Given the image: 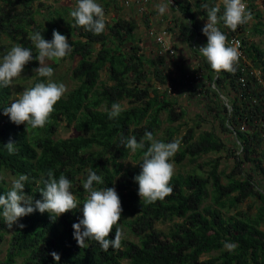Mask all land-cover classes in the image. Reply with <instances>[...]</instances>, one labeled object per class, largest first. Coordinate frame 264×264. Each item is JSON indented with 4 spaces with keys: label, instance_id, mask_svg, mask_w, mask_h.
Masks as SVG:
<instances>
[{
    "label": "trees",
    "instance_id": "obj_1",
    "mask_svg": "<svg viewBox=\"0 0 264 264\" xmlns=\"http://www.w3.org/2000/svg\"><path fill=\"white\" fill-rule=\"evenodd\" d=\"M33 1L2 0L0 40L7 39L10 44L18 43L35 52L29 33L42 30L41 35L50 40L56 29L72 44L68 56L78 61L72 70L78 84L55 103L46 125L36 129L25 128L23 122L16 125L2 113L12 97V85L0 88V173L5 174L0 180V192L9 187L8 172L14 177L26 173L29 181L24 191L38 199L37 189L43 185L37 181L42 173L51 170L54 176L63 173L71 180L74 194L82 202V181L91 168L103 178L100 187H114L120 198L122 212L117 224L121 229L129 228L138 239L122 238L118 249L109 246L107 251L94 240L81 247L73 238L72 224L82 216V205L55 219L46 211H33L19 217L11 228L0 220V264H264V101H253L254 95L264 91V84L250 73L260 68L264 74V50L243 35L249 21L236 30L222 22L218 27L226 37L242 38L252 66L238 61L234 72L217 73L198 50L207 41L201 32L207 18L201 7L205 0H173L180 12V33L206 70L202 97L209 100L205 104L207 111L214 112L222 129L234 137L232 150L214 130L197 134L189 128L181 138L176 137L180 130L177 123L187 111L167 88H162L168 83L162 68L166 56L145 52L134 17L115 16L105 23L102 33L93 34L75 26L73 18L63 10L42 14V10L34 8ZM104 1L110 4V0ZM111 1L119 7L118 0ZM247 1L252 13L256 0ZM263 15L264 5L251 17L261 19ZM262 24L260 21L256 25L257 33L264 32ZM37 62L33 59L28 63ZM103 73L106 80L101 78ZM153 75L158 86L152 83ZM243 75L247 78L245 85L240 80ZM123 100L130 105L123 106L119 116L110 120L106 109L112 102L122 104ZM62 124L73 126L78 133L56 137ZM243 125L247 128L242 129ZM145 130L157 139L178 141L172 161L181 164L188 159L193 164L189 170L174 171L169 181L172 191L163 200L150 204L140 200L137 183L132 179L140 171V154H132L134 164H125L131 153L120 143L121 136L139 140ZM9 140L16 142L17 149L11 155L3 148ZM224 150L234 159L232 170L220 169L217 157L206 160L209 169L202 170L199 158ZM247 201L246 208H242ZM160 221H171V228H158L156 223ZM9 229L13 232L6 241ZM114 229L115 225L109 238ZM225 241L235 242L237 247L229 252L223 247ZM52 251L59 254L58 261L53 260Z\"/></svg>",
    "mask_w": 264,
    "mask_h": 264
},
{
    "label": "clouds",
    "instance_id": "obj_2",
    "mask_svg": "<svg viewBox=\"0 0 264 264\" xmlns=\"http://www.w3.org/2000/svg\"><path fill=\"white\" fill-rule=\"evenodd\" d=\"M190 2L193 3V0ZM168 3L170 0L156 3L157 14H165ZM201 7L205 9L207 17L201 32L207 37V41L198 47L199 54L215 72H234L239 52L237 47L226 43V35L218 27V22L236 30L238 25L251 19V11L247 9L245 0H220V3L205 0ZM68 14L73 18L74 25L82 26L85 31L100 34L105 30V12L99 0H75L74 7ZM41 32L42 30H38L29 33L35 52L32 48L16 43L0 54V88L11 86L29 61L35 59L39 62L34 70L37 77L43 79H37L31 86L25 87L2 108V113L7 115L11 122L16 125L23 122L25 128L30 126L33 129L46 125L54 111L55 103L66 92L65 84L53 79L54 69L46 60H59L72 52V44L64 34L53 29L51 39L46 40ZM123 110L120 102H112L106 109L107 116L111 120ZM15 143L9 140L3 144L8 154L17 151ZM120 143L130 153L140 154V171L132 177L137 183L140 200H143L144 204L163 200L172 191L169 181L174 174V164L171 158L178 150V141L166 142L155 138L151 131L145 130L139 140L134 136H121ZM4 178L5 174L0 173V180ZM28 181L29 176L21 173L9 181L6 191L0 192V220L9 228L18 222L19 217L33 211H46L55 219L65 211L82 205L79 208L82 216L72 224V235L76 243L83 247L85 242L94 240L104 251H107L109 246L112 249L121 246L123 233L117 224L122 212L120 198L114 187H100L104 181L97 172L91 168L87 169L86 177L82 181L85 192L82 202L74 194L71 180L63 173L54 176L49 170L41 174L37 184L43 186L37 189L40 193L38 199H33L31 194L25 193L24 187ZM114 225L113 236L109 238L108 234L113 231ZM223 247L232 252L237 245L235 242L225 241ZM50 254L54 261L59 260L57 252L52 251Z\"/></svg>",
    "mask_w": 264,
    "mask_h": 264
},
{
    "label": "rangeland",
    "instance_id": "obj_3",
    "mask_svg": "<svg viewBox=\"0 0 264 264\" xmlns=\"http://www.w3.org/2000/svg\"><path fill=\"white\" fill-rule=\"evenodd\" d=\"M119 7L114 5L110 0V4L106 5L104 0H99L102 4L105 12V23L111 22L112 18L118 15L123 16H132L137 20L138 23V32L143 39V45L145 52L149 55L164 54L166 56V64L162 65L165 73L168 75V83L162 85V88H167L172 96L178 99V103L181 108L187 111L186 117L178 121L177 125L179 127V132L176 137L181 138L184 133L187 132L189 128H194L196 133L199 134L204 130H214L218 136L224 139L228 145L231 146V149L235 147L234 137L230 134H227L220 124L219 118L216 117L214 112H208L206 108V103H209V100L202 97L204 86L203 83L206 81L205 78L198 80V82L190 81L187 75L195 72L197 67L201 64L202 60L198 57L193 50L190 48L186 40L180 33V30L177 26V20L180 17V12L175 9L174 1L170 0L168 3L167 11L165 14H157L155 9V4L161 2V0H148L143 2V0H118ZM128 1V2H127ZM212 2L220 3V0H213ZM247 5L249 2L245 0ZM257 6L252 8V15H255L257 10H263L264 0H256ZM75 0H34V8L42 10L43 13L48 11H55L56 9L63 10V14L69 15V11L74 7ZM2 5V0H0V6ZM20 7V6H18ZM197 15L200 16V13L197 12ZM207 18L204 19L206 23ZM262 21L263 24L260 25L264 30V15L261 19L257 17H251L249 20V29L243 33L246 36L249 43H256L264 50V32L257 33L255 30L256 25ZM151 31H154L157 34L166 31L165 41L172 49L174 53L165 52L162 49L161 44L157 41L156 35L152 34ZM4 44V45H3ZM12 44H14L12 42ZM12 44L7 39L0 40V54L6 51ZM2 45V47H1ZM161 50H163L161 52ZM77 59L66 56L59 60H46V63L49 64L54 69L53 79L63 82L66 86L65 94L73 89L78 83L73 77L72 70L74 66L77 65ZM39 62L36 64L27 63L22 69L21 75L13 81L12 84V98H14L19 92H21L25 87L31 86L38 77L35 72V68L38 66ZM264 75V74H263ZM103 80L107 79L105 73L101 77ZM264 78V77H263ZM152 83L154 85H159L158 80L153 75L151 77ZM64 94V95H65ZM227 100V98L225 97ZM130 103L127 100H123L122 106H129ZM167 125V123L165 124ZM247 128V127H246ZM78 132L73 126H68L62 124L59 128V131L56 134V137H70L76 135ZM264 150V149H263ZM218 158L221 161L220 169L227 168L228 171L232 170L234 159L229 155V151L224 150L220 152H210L203 155L199 158L198 163L203 164L202 170H208L209 166L205 164L206 160L210 158ZM134 164L132 153L125 159V164ZM174 171H186L192 168L193 164L190 160L185 159L183 163L174 162ZM197 168H201L199 165H196ZM8 179L14 178L11 173H7ZM241 205L242 208H246L247 203ZM158 228L168 230L172 226L171 221H160L156 223ZM264 228V226H263ZM13 229H9L6 233V241H8L10 235L12 234ZM122 233L124 239L137 240V236L134 235L131 230L127 227H122ZM4 248L8 247V243L5 242ZM208 257V255L204 256Z\"/></svg>",
    "mask_w": 264,
    "mask_h": 264
},
{
    "label": "built area",
    "instance_id": "obj_4",
    "mask_svg": "<svg viewBox=\"0 0 264 264\" xmlns=\"http://www.w3.org/2000/svg\"><path fill=\"white\" fill-rule=\"evenodd\" d=\"M147 1L148 0H143V2H147ZM246 7H247V3H246ZM151 33L156 35L157 41L161 44L162 49H164L165 52L174 53V49H172L169 45H167V43L165 41L166 31H163L160 34H157L154 31H151ZM226 43L229 44V45L237 47L238 52H239L238 61L245 62L246 65L252 66L251 60L248 58V56L246 54L245 45H244L243 40H242V38L240 36L231 35L229 37H226ZM162 51L163 50H161V52ZM250 73H255V75L257 76L259 81L262 84H264V78H263L264 75H263V72H262V70L260 68H253V69L250 70ZM205 76H206V70L203 67L202 62L197 67V70H195V72H192L191 74L187 75L188 79L190 81H193V82H198V80H202L203 78H205ZM246 79L247 78H246L245 75L241 76V78H240L241 82L244 85L246 83ZM223 98L225 99V96H223ZM259 99L264 101V91H262V93H260L259 95H254L253 96L254 103L258 102ZM226 102L228 103V100H226ZM263 116H264V114H263ZM241 128L242 129H246V126L243 125V126H241ZM234 134H236L235 131H234Z\"/></svg>",
    "mask_w": 264,
    "mask_h": 264
}]
</instances>
